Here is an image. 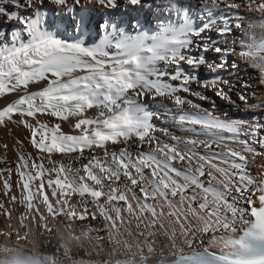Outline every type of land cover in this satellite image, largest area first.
<instances>
[{
	"label": "snow or ice",
	"instance_id": "obj_1",
	"mask_svg": "<svg viewBox=\"0 0 264 264\" xmlns=\"http://www.w3.org/2000/svg\"><path fill=\"white\" fill-rule=\"evenodd\" d=\"M81 2L0 0V23L8 27L0 35V126H22L35 150L18 151L14 169H0L4 194L18 199L10 195L14 173L19 196L30 205L43 200L51 212L75 202L81 220L95 219L105 201L118 214L120 205L131 210L129 191L153 217L158 198L187 216L186 200L204 227L189 233L176 264H264V172L248 169L253 144L262 142L244 123L185 95L207 99L194 91L197 84L230 101L218 86L227 82L204 83L199 70L208 51L221 54L209 69H224L223 54L234 57L236 41L227 50L195 38L218 16L217 35H237L242 24L232 19L264 9V0H165L169 14L157 29L101 23L94 39L90 18L77 14ZM88 2L117 6L116 0ZM48 4L61 19L50 17ZM194 10L208 23L196 24ZM239 48V55L264 61V39ZM239 99L248 101L244 94ZM161 117L164 127L157 124ZM205 236L213 246H204Z\"/></svg>",
	"mask_w": 264,
	"mask_h": 264
},
{
	"label": "bare ground",
	"instance_id": "obj_2",
	"mask_svg": "<svg viewBox=\"0 0 264 264\" xmlns=\"http://www.w3.org/2000/svg\"><path fill=\"white\" fill-rule=\"evenodd\" d=\"M191 2L195 3V0ZM164 3L165 0H141L140 4L133 6L128 0H116L115 8H106L82 0L76 11L90 18L89 38L94 39L97 37L96 25L101 23L117 24L129 30L136 25L144 30L157 29L169 14L166 7H161ZM47 8L53 20L61 19L57 6L48 4ZM55 9L56 18L53 15ZM241 11L249 12V9ZM194 15L198 17L196 24L208 23L201 12L194 10ZM220 20L221 17H216L213 27L195 39L201 42L211 38L215 45L227 50H231L233 41H236L237 54L233 57L228 52L224 53L226 67L210 70L208 65L219 63L221 54L214 51L204 53L207 64L200 68L199 77L204 83L214 78L227 82L218 86H222L231 99L225 101L215 96L214 89L202 88L197 84L192 86L194 91L207 99L201 100L194 94L185 95L204 108L212 109L217 116L242 122L255 132L262 143L253 144L256 155L250 157L248 169L251 174L258 175L264 172V61L239 55V45L250 44L253 38L256 41L264 39V9L252 8L249 15L241 16L239 20L233 18V24H242V27L235 29L237 35L218 36L215 25ZM6 31L7 25L0 23V35ZM234 60L240 62L236 67L232 66ZM242 94L248 97L247 103L239 99ZM157 124L164 127L168 121L161 117ZM29 135L26 129L17 124L0 126V160L4 161L0 163V169H14L18 151L25 154L35 151L30 145ZM4 144L8 145L7 151L3 148ZM16 179L13 173L10 195L18 196L15 203L9 195L4 194L0 180V264H176L180 247L188 250L187 244L191 240L189 233L204 227L203 220L193 212L186 200H183L182 206L187 216L158 198L152 203L156 210L153 217L151 212L142 209L143 201L138 203V198L130 191L131 210L120 205L118 214L116 205L105 201L95 219L81 220L75 202L71 209L58 206L51 212L43 200L30 205L19 196ZM70 211L77 215H69ZM170 212L173 214L169 215ZM196 238L200 239L199 236ZM204 240V246L214 245L211 236H205Z\"/></svg>",
	"mask_w": 264,
	"mask_h": 264
},
{
	"label": "rangeland",
	"instance_id": "obj_3",
	"mask_svg": "<svg viewBox=\"0 0 264 264\" xmlns=\"http://www.w3.org/2000/svg\"><path fill=\"white\" fill-rule=\"evenodd\" d=\"M137 7V6H136ZM53 15H54V17L56 18V9L54 10V13H53ZM146 16H148V15H146Z\"/></svg>",
	"mask_w": 264,
	"mask_h": 264
}]
</instances>
